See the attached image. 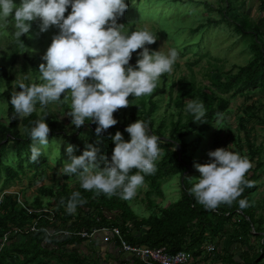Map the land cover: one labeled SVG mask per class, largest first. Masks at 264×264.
Returning a JSON list of instances; mask_svg holds the SVG:
<instances>
[{
	"label": "trees",
	"instance_id": "1",
	"mask_svg": "<svg viewBox=\"0 0 264 264\" xmlns=\"http://www.w3.org/2000/svg\"><path fill=\"white\" fill-rule=\"evenodd\" d=\"M133 1L135 0H126V3L130 4ZM218 2L217 10L221 18L219 20L211 18L209 22L226 24L230 28L234 27L239 36L243 34L242 37L253 34L254 55L248 64L238 67L237 73L227 78L226 81H221L213 75L212 86L219 85L222 91L235 95H242L251 89H264V22L257 25L251 21L249 13L242 11L245 1L218 0ZM204 5L212 7L211 4L205 3ZM260 5L264 12V0H261ZM68 10L71 12V6L68 7ZM36 26V21L31 22L30 35ZM202 27L204 28V26H199V28ZM129 29L131 30L132 26ZM153 32L152 30V35ZM27 35L29 34L20 39L14 37L15 50L8 56L10 69L2 66L3 75L1 78L4 79L5 89L1 92L4 102H0V112L4 117L3 120H0L1 189L5 190L17 180H21L27 170L34 171L33 179L42 180L44 171L47 168H52L49 156L56 146V138L63 139L66 146L74 145L81 154L87 144H94L101 149L102 155H107L110 159L115 145L109 138V133L114 136L117 131H120L123 133L124 139L130 141V135L125 131V128L137 121L136 109L139 107L140 120L147 124L150 135L154 134L158 137V146L162 149L161 158L155 162V173L152 175L141 173L144 175L142 185L149 187L148 196L152 192L162 193L163 180L169 176L178 175L181 178V197L166 208L156 207L152 200H149V208L156 207L160 209V212H151L147 217H141L138 214L140 208L135 210L132 206L133 198L123 200L118 195L109 198L104 193L97 195L96 190L87 191L81 186L77 190H72L67 185L60 186V190H55L52 187L46 188V193L58 202V208L56 207L54 210L55 218L53 221L46 218L41 220L38 230L30 231L29 227L32 225L33 216L28 215L19 205L17 194H4L0 203V264H53V262L56 264H107L104 261L106 255L113 257L120 264H145L134 256L123 254L120 251L118 238L114 237L108 242H104L106 250L103 253L96 248L98 244H93L92 240L84 238L78 233L79 231L90 232L95 229L111 227L119 228L123 238L134 246L164 247L170 254L187 250L196 258V264H264V213L258 214L259 209L264 210V208L252 195L264 172V145L257 144L252 138L253 127L249 129L244 123L245 119L240 121L239 130L233 136V141L237 153L247 156L252 164L245 179L254 182V185L244 187L242 195L230 206L220 204L214 210L199 204L194 195L189 193V189L197 183L196 179L199 178V175L195 173L192 176H187L185 174L191 173L192 169H195V164L208 162L204 140L207 139L216 120L228 109L229 100L227 98L218 94L212 87L198 84L193 70L189 66L188 75L181 76L176 83L174 82L175 84L170 86H168L167 76L164 74L165 84L156 90L147 101L141 97L130 96L129 106L132 105L135 108L132 110V119L129 120V117L127 118L125 115L123 117L128 107L118 109L113 114L118 123L99 137L95 133L97 124L90 121H86L85 125L79 129L73 125L72 133L66 130L61 124L60 116L70 111V103L64 100L63 94L60 102L63 103L65 112H56L49 106L43 107L44 110L40 114L34 111L31 115L22 118L23 130H21L19 119H14V109L9 103L14 91V77L10 70L14 69L18 62L20 47L27 40ZM201 38L204 40L205 35ZM40 41L41 39H38L39 43ZM146 46L152 50V45ZM196 50V54L203 50L200 42L196 45ZM140 51L142 49L132 54L130 65H136ZM27 58L31 65L30 73L33 78L32 80L29 78L25 85L43 83L40 79L39 65L44 61L38 54L34 55L32 59ZM37 60L40 61L36 62ZM214 71L218 73L220 69L215 67ZM175 85L178 86V94L174 101L177 109L174 112L176 120H171L168 136H165L163 129L166 117L159 121L155 115L166 94L169 96V101L171 100ZM188 100L203 102L206 113L203 121H193V114L185 111ZM36 105L40 106L39 103ZM169 105L171 106V104ZM254 110L255 108L248 107L247 113L251 111V116L258 118ZM38 119H44L49 125L51 130L49 145L44 149V154L38 158V162L31 163L32 141L29 133L34 122ZM262 122L264 123V119ZM85 130H87V138H85ZM241 130L245 131L244 138L241 137ZM54 159L59 162L62 160L57 157ZM137 171L133 169L130 175ZM77 191L87 201V203L77 206L83 215L68 214L67 212V201L71 194ZM117 191L119 192V189ZM18 193L22 196L20 192ZM23 199L25 204L32 208L41 209L42 207L45 209L43 208L44 204L38 198L32 204L25 198ZM241 199H246L248 202V206L244 209L239 208ZM61 232H72V236H65ZM253 232L255 233L253 234ZM99 235L103 238L106 237L104 233ZM222 243L227 248L220 251ZM210 245L214 246L212 250H208ZM83 250H86V253Z\"/></svg>",
	"mask_w": 264,
	"mask_h": 264
},
{
	"label": "clouds",
	"instance_id": "2",
	"mask_svg": "<svg viewBox=\"0 0 264 264\" xmlns=\"http://www.w3.org/2000/svg\"><path fill=\"white\" fill-rule=\"evenodd\" d=\"M71 13L65 17L68 7ZM128 8L126 0H0V20H14V36L20 39L29 34L31 22L39 20L41 33L52 26L59 33L52 39L39 65L43 83L19 84L20 91H13L9 103L14 109V119H22L36 111L35 105L47 107L52 102L71 99L70 111L66 113L76 129L86 121L97 124L99 137L118 121L113 114L127 108L129 97L151 95L159 78L172 71L178 52L171 49L167 54L151 50L146 45L157 42L148 30H137L130 35L122 33L123 17ZM14 12V15H13ZM136 65H130L132 54L137 50ZM127 66V67H126ZM185 111L193 114L196 122L203 121V102L188 100ZM219 115V114H218ZM49 125L38 119L30 129V162H38L49 145ZM130 141L123 133H109L115 147L111 158L101 154L94 144H87L83 153L74 155L75 146L69 144L66 152L69 159L59 169V174H75L80 186L106 194L109 198L118 195L131 200L138 187L144 182V175L156 171L155 161L162 155L158 137L149 134L147 124L137 120L125 128ZM217 148L209 151V161L195 164L201 174L197 183L189 189L196 201L207 209L214 210L220 204L229 206L240 197L244 187L254 182L245 179L252 167L247 156ZM104 165L103 167L101 165ZM136 169L135 174L130 172ZM143 173L144 175H142ZM119 189V192L117 191ZM87 203L80 192H73L67 201L68 214H74L78 205ZM248 206L246 199L239 200V208Z\"/></svg>",
	"mask_w": 264,
	"mask_h": 264
},
{
	"label": "rangeland",
	"instance_id": "3",
	"mask_svg": "<svg viewBox=\"0 0 264 264\" xmlns=\"http://www.w3.org/2000/svg\"><path fill=\"white\" fill-rule=\"evenodd\" d=\"M241 1H245L242 11L249 13L251 21L255 22L257 25L264 22V12L260 5L261 0ZM14 2L19 5L21 0H14ZM205 3L211 4L212 7H207L204 5ZM218 6V0H135L128 4V8L123 17L118 18L117 21L118 24L124 25L121 30L122 33L128 35L137 30H148L150 33L153 30V35L157 39V42L152 44V50H161L164 54H167L173 48L177 50L178 58L172 66V71L170 73H165L168 86L175 84L181 76H187L190 66L198 84L209 88L212 87L218 94L223 95L229 100L228 109L216 120L207 139L204 140L207 149L206 159L208 161V152L216 150L217 148L229 147V151L237 153L233 136L237 134L239 123L240 121L242 122V119H245L244 123L249 129L253 127L251 136L256 143H262L264 145V123L262 122L264 119V89H251L242 95H235L229 92H224L219 85L212 86L211 83L213 75L221 81H226L227 78L237 73L238 67L248 64L254 55L252 49V44L254 42L253 34L242 37L243 34L239 36L237 30H234V27L230 28L226 24L209 22V19L211 18L217 20L221 18V15L217 10ZM70 13L71 12L67 9L65 17ZM14 23L15 22L11 17L7 23L0 20L1 103L4 102L1 92L5 89L4 79L1 78L3 75L2 66H6L8 70L10 69V60L8 56H10L15 50V45L13 43L15 37ZM39 23V20H37L35 30L32 31L31 35L30 33L27 35V40L24 45L20 47L18 62L14 69L10 70L14 77V91H20L19 84H25L29 78H31V80L33 78L30 73L31 65L27 57L32 59L34 55L38 54L42 58L52 43L50 41L59 33V29L56 26H52L47 32L41 33ZM200 25L204 26V28H199ZM130 26H132L131 30L129 29ZM203 35H205L204 40L201 38ZM38 39H41L40 43L38 42ZM199 42L203 50L198 51L201 53L196 54V45L199 44ZM39 61L40 60H37L36 62ZM177 64H179V67H177ZM215 67L219 68L220 72L217 73L214 71ZM209 74H211V76H209ZM163 76L164 74L157 81V86L152 94L165 84L166 80H163ZM177 90L178 86L175 85L170 101L167 94L164 96L155 115L159 121L166 117L163 129L165 136H168V128L170 127L171 120H176V114L174 112H176L177 109L176 105H174V101L178 94ZM151 95L141 96V98L147 101ZM67 102L71 104L70 96ZM169 104H171V106ZM48 106L56 112H65V107L60 101L52 102ZM248 107L255 108L254 112L258 115V118L251 116V111L247 113ZM35 108L38 114L44 110V108L39 105H35ZM134 109V106H128L126 109L127 112L126 114H123V117L125 115L131 120L132 110ZM139 112L140 108L138 107V109H136L137 120L140 119ZM66 113L60 116V120L62 121L61 124L64 125L68 132L72 133L74 128L71 124V119L66 116ZM172 114H175V116H172ZM3 118V114L0 112V120H3ZM21 125L22 119H19V127L23 130ZM85 131V138H87V130ZM244 136L245 131L241 130V137L244 138ZM66 149V142L61 138H56V146L54 147L53 153L49 156L52 168H47L44 171L42 180L36 181L32 178L34 171L27 170L26 174L22 175L21 180L19 179L9 187L5 188V190L3 189L4 191L1 189L2 181H0V203L4 194L12 195L20 192L22 197L29 203L32 204L34 200L38 198L44 204L43 208L53 211L56 210V207L58 208V202L46 193V188L52 187L55 190H60V186L67 185L72 190H77V188L80 187V181L75 174L71 176L59 174V169L63 166V163L69 159ZM73 154L76 156L81 155L77 147H75ZM56 157L61 158V162L55 161L54 158ZM160 158L161 156L156 161ZM204 163L207 162L204 161ZM195 173L200 177L201 174L196 168L192 169L191 173H186L185 175L192 176ZM180 182V176H169L163 180L162 193L152 192L150 196H148L149 187L147 185H141L138 187L137 193L133 197L132 206L135 210L140 208L138 214L141 217H147L151 212L157 211V213H159L160 209L156 207L166 208L181 197ZM252 195L256 201L261 203L260 206L264 208V172L258 182V187ZM149 200H152L156 207L149 208ZM33 209L38 210L36 208ZM261 212L264 213V210L259 209L258 214ZM75 213L83 215L82 211L78 208H76ZM254 233L255 232H253V234ZM93 241V244H98L96 248L104 253L106 246L104 245V242L100 240V237ZM220 246V251L227 248L223 243ZM85 251L83 250L84 253H86ZM101 255L104 254L101 253ZM104 261H106L107 264H120L114 260L113 257L108 255L104 257ZM53 264L56 263L53 262ZM194 264H196V262H194Z\"/></svg>",
	"mask_w": 264,
	"mask_h": 264
},
{
	"label": "built area",
	"instance_id": "4",
	"mask_svg": "<svg viewBox=\"0 0 264 264\" xmlns=\"http://www.w3.org/2000/svg\"><path fill=\"white\" fill-rule=\"evenodd\" d=\"M18 203L21 207L24 208L25 212L28 215H32V225L29 227L30 231H37L39 228V223L43 219L52 220L55 218L53 210L47 209H38L35 210L32 207L25 204L23 197L17 193ZM65 236H72V232H61ZM79 235L90 240H94L100 237L99 234L104 233L106 237H100L102 242H108L112 238H118L120 242V251L127 256H134L137 259L141 260L145 264H194L196 258L193 254L187 250H181L177 253L170 254L163 248H151V247H142L134 246L130 244L127 240L121 235L119 228H102L95 229L92 231H79ZM213 245L209 246L208 250H212Z\"/></svg>",
	"mask_w": 264,
	"mask_h": 264
},
{
	"label": "crops",
	"instance_id": "5",
	"mask_svg": "<svg viewBox=\"0 0 264 264\" xmlns=\"http://www.w3.org/2000/svg\"><path fill=\"white\" fill-rule=\"evenodd\" d=\"M94 242V241H93Z\"/></svg>",
	"mask_w": 264,
	"mask_h": 264
}]
</instances>
